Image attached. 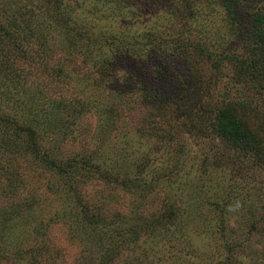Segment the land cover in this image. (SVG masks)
Returning a JSON list of instances; mask_svg holds the SVG:
<instances>
[{"label":"rangeland","instance_id":"obj_1","mask_svg":"<svg viewBox=\"0 0 264 264\" xmlns=\"http://www.w3.org/2000/svg\"><path fill=\"white\" fill-rule=\"evenodd\" d=\"M14 1L0 0V18L27 19L30 11L20 17ZM218 1L70 0L64 12L71 25L141 47L110 55L102 74L56 30L41 26L51 47L45 53L37 54L32 36L21 50L0 38L7 65L0 74L19 79L35 109L49 103L38 157L29 137L0 122V264H264V151L240 148L232 158L233 148L216 151L218 141L182 132L178 121L167 129L178 133L179 151L157 149L152 132L136 131L150 107L138 92L165 89L171 107L163 112L205 122L203 109L231 102L264 142V80L245 29L264 0H239L243 26ZM183 40L189 46L175 48ZM120 99L127 106L106 120L102 106ZM13 119L25 122L21 114ZM128 139L130 151H121ZM140 158L147 160L142 181L125 182ZM237 200L240 210L228 211ZM91 207L103 216L96 225ZM130 225L135 231L120 237Z\"/></svg>","mask_w":264,"mask_h":264},{"label":"trees","instance_id":"obj_2","mask_svg":"<svg viewBox=\"0 0 264 264\" xmlns=\"http://www.w3.org/2000/svg\"><path fill=\"white\" fill-rule=\"evenodd\" d=\"M69 1L70 0H15L12 3V9L15 13L23 17L26 12H30L27 14V19L24 17L21 21H16L17 17L15 15L11 16L6 14L5 17H1V40L4 38L7 42L11 43L12 47L21 50L24 44L27 45L28 40L32 36V45L36 48L37 54L40 51L45 53L47 50H50L51 47L48 45V38L42 34L44 31L43 28L56 30L62 37L59 40L61 43L66 42L69 48L73 47L81 51L85 55V58L91 60L94 64L93 70L101 74L106 72V68L112 63L108 59L110 55L115 56L123 54V52H132L133 54L141 49L140 45L121 42L114 35H107L104 31L95 33L87 27L71 25L69 23V18L64 12V10L69 7ZM218 2L219 5L229 11L228 17L232 24L236 22L238 26L244 25V23L239 21V18L236 17L239 0H219ZM4 5L5 2L0 6V9H3ZM187 8H189V5ZM192 10L193 8L190 7V16L195 15ZM30 14L36 15L38 20H32ZM11 24L13 29L15 28L16 30L14 33H12L13 29H10ZM248 25L249 26H245V29L247 27V31L250 33L247 35L249 52L259 56V58H254L253 56L252 58L260 63L258 68L264 80V7L254 10L251 13L250 24ZM41 29L43 31H41ZM237 29L243 32L240 27H237ZM35 41H37L38 44H36ZM188 44L189 43L183 40L182 43H176L175 48L186 49L189 46ZM3 66L7 65L4 60L1 59L0 69H2ZM60 70L61 69H59V71ZM55 74L53 72L50 76ZM19 82V79L11 78L10 74L9 76L0 74V108L5 111L2 113L0 109V122H3L4 126L6 122L9 125H13L15 132H17V134L15 133L16 137H21L22 135L20 134H25V136L29 137L27 148L29 147L31 149V153L34 157H38L40 148H42V142L48 136L46 133L47 125L44 122V116H47L49 113V103H43L40 109H38V107L35 109L34 106L36 104L34 103L33 96L30 93H26V88L23 84L20 85ZM167 91H165V89L160 91H149L143 88L138 92V96H136L142 97L143 100L150 103L149 110H147L145 117L142 119L143 124L138 127L136 131L141 134L152 132L156 140L157 149L162 148L164 151H179L182 148V142L178 143L177 147L174 145L178 133L172 129H167V126L171 128L174 126L173 123L178 121V127L182 132H189L190 135L195 133L197 135L199 134L200 137L208 138L209 141H218L214 146L212 145V148H215L216 151L220 150L221 145L223 151H227L228 146L233 148L236 152L231 154L232 158H235L234 156L236 155L238 157L242 155L239 151L240 148L257 153V155L263 154V140L260 139L257 134H254V130L246 122V119L241 118L240 115L236 113L237 109L234 103H223L215 106L213 110L209 111L203 109L202 116H204L206 112H209L208 116L205 117V122L194 121L192 118L178 120L177 118L180 117V115L178 114L176 117L173 108L171 111L163 112L161 110L163 106L171 107L168 101L170 97L167 95ZM163 100H167V105L164 104L165 102L160 104ZM119 104L127 106L128 100L120 99L117 103L112 101L109 103V108L105 105L102 106L101 113H104L106 120H111L118 112L123 111L117 109ZM74 108L72 109L75 110ZM107 112H111L108 115L109 117L106 114ZM18 114H21L23 119L25 118L23 125H18V121L13 119L17 117ZM209 118H212L213 121L208 124ZM100 124L101 122H98L95 126ZM9 128L13 129L11 127ZM23 141H25V138L22 139V142ZM129 148V139L120 145L121 151H130ZM220 156L223 157L221 153ZM122 161L123 163L127 162V157H124ZM145 164H147L146 159L140 158V160H136L133 164V166L137 168L136 175H132L130 171H126L122 179L125 182H131L132 180H136L137 182L142 181L141 174L146 169ZM219 166H213L211 169L215 170ZM151 181H155L154 175L151 177ZM129 184L130 183H126L125 185L127 186ZM96 208L91 207L88 211L90 214L88 215V219H91L95 225L103 218V216L100 217L101 211L94 212ZM157 220L160 221L161 217ZM147 223L151 226L152 222L147 221ZM251 226H255L254 221H251ZM135 227L136 225H130L127 228H120L121 230L118 231V234L121 237L126 234L125 232L133 233Z\"/></svg>","mask_w":264,"mask_h":264},{"label":"clouds","instance_id":"obj_3","mask_svg":"<svg viewBox=\"0 0 264 264\" xmlns=\"http://www.w3.org/2000/svg\"><path fill=\"white\" fill-rule=\"evenodd\" d=\"M241 207H242L241 202L237 200V201H235L233 204H230V205L228 206V211H230V212H235V211L240 210Z\"/></svg>","mask_w":264,"mask_h":264}]
</instances>
